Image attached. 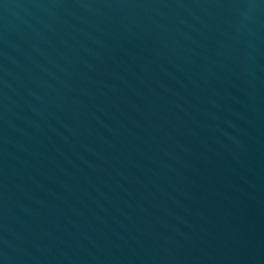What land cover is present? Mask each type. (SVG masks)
Here are the masks:
<instances>
[{
    "label": "water",
    "instance_id": "water-1",
    "mask_svg": "<svg viewBox=\"0 0 264 264\" xmlns=\"http://www.w3.org/2000/svg\"><path fill=\"white\" fill-rule=\"evenodd\" d=\"M0 264H264V0H0Z\"/></svg>",
    "mask_w": 264,
    "mask_h": 264
}]
</instances>
